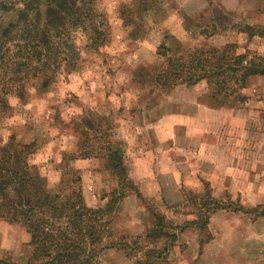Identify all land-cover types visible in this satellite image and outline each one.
Segmentation results:
<instances>
[{
	"label": "rangeland",
	"instance_id": "374dc122",
	"mask_svg": "<svg viewBox=\"0 0 264 264\" xmlns=\"http://www.w3.org/2000/svg\"><path fill=\"white\" fill-rule=\"evenodd\" d=\"M94 1L105 17L106 42L86 49V36L76 32L79 68L60 74L45 90L32 88L22 101L8 96L11 110L0 120V134L33 142L30 162L54 187L56 164L77 142L68 123L82 114L93 121L103 116L123 141L134 187L112 218L118 237L139 236L142 248L155 212L177 233L166 258L155 264H264V216L249 211L264 205V77L251 78L241 90L245 101L233 103L211 97L204 81L159 93L135 77L139 66L147 74L162 65L157 47L166 35L185 48L234 42L238 51L264 55V0H160L137 33L119 17L121 5L131 0ZM245 26L252 35L242 31ZM72 164L86 203H105L117 179L103 159ZM213 205L222 208L211 210ZM206 210L207 222L199 228ZM28 240L23 226L0 218V255L18 256ZM132 262L116 248L98 260Z\"/></svg>",
	"mask_w": 264,
	"mask_h": 264
},
{
	"label": "trees",
	"instance_id": "16d2710c",
	"mask_svg": "<svg viewBox=\"0 0 264 264\" xmlns=\"http://www.w3.org/2000/svg\"><path fill=\"white\" fill-rule=\"evenodd\" d=\"M159 3L131 0L121 5L119 17L137 33L142 19ZM106 25L94 0H0V120L11 110L8 96L22 101L32 88L45 90L60 74L79 68L82 57L75 44L76 32L86 36V49H97L107 40ZM249 29L245 26L242 31ZM165 38L168 42L157 47L162 65L151 67L147 74H141V66L135 70L138 84L148 85L150 92L165 93L181 84L204 81L211 97L241 102L245 101L241 90L251 78L264 77V55L238 51L234 42L185 48L172 35ZM95 119L82 114L68 123L77 142L74 151L63 152L56 164L54 171L59 173L54 187L48 185L39 165L30 162L33 142L0 134V218L23 226L29 236L18 256L4 252L0 264H98L101 254L113 248L131 257L132 264H155L166 258L177 233L162 215L153 213V226L145 231L140 249L139 236L115 234L112 218L117 203L134 187L127 175L123 141L113 126L102 122L105 117ZM91 157L102 158L117 179L103 204L101 200L86 203L81 176L72 164ZM218 207L213 205L211 210ZM249 211L264 216V205ZM206 214L207 210L199 228L205 226Z\"/></svg>",
	"mask_w": 264,
	"mask_h": 264
},
{
	"label": "crops",
	"instance_id": "0c3cea01",
	"mask_svg": "<svg viewBox=\"0 0 264 264\" xmlns=\"http://www.w3.org/2000/svg\"><path fill=\"white\" fill-rule=\"evenodd\" d=\"M206 111H208V112H212V111H214V110H206Z\"/></svg>",
	"mask_w": 264,
	"mask_h": 264
}]
</instances>
